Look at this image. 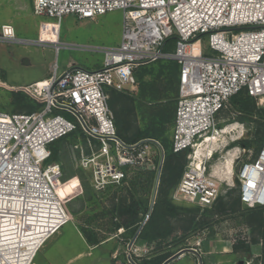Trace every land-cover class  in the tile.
Returning a JSON list of instances; mask_svg holds the SVG:
<instances>
[{
	"label": "built area",
	"instance_id": "2783aa9c",
	"mask_svg": "<svg viewBox=\"0 0 264 264\" xmlns=\"http://www.w3.org/2000/svg\"><path fill=\"white\" fill-rule=\"evenodd\" d=\"M31 1L34 16L55 20L54 41L19 40L13 27L3 25L0 43L50 46L57 52L63 17L94 21L114 11H122V32L118 47L98 50L101 69L57 75L54 65L45 85L27 86L42 98L38 111H0V264H32L37 246L72 222L57 196L62 168L46 164L51 143L75 132L82 137L84 143L72 149L79 153L78 169L89 173L96 192L122 187L130 172L151 164L150 147L159 161L164 156L155 140L129 144L117 135L107 93L137 91L136 69L161 61L178 65L171 150L190 153L172 200L211 208L222 194L208 166L216 152L199 164L195 156L228 127L225 112L231 98L244 92L264 105V0ZM171 39L173 49L166 51ZM236 181L245 209L264 208V140L255 157L241 164ZM40 223L48 227L39 236L33 231ZM19 242L33 249L22 252Z\"/></svg>",
	"mask_w": 264,
	"mask_h": 264
},
{
	"label": "rangeland",
	"instance_id": "374dc122",
	"mask_svg": "<svg viewBox=\"0 0 264 264\" xmlns=\"http://www.w3.org/2000/svg\"><path fill=\"white\" fill-rule=\"evenodd\" d=\"M54 21L34 16L31 0H0V27H13L19 40L37 41L41 38L46 42L54 41ZM122 22V11L107 13L94 21L65 16L60 24V49L57 52L50 46L0 43V111L9 114L27 113L30 108L38 111L42 98L34 97L26 87L48 79L54 65L57 66V75L70 69H101L103 54L98 50L119 46ZM172 49V42H168L165 50ZM165 65L146 67V73L138 80L137 91L122 93L132 98L134 112L128 119L131 133L148 131L152 134L155 130H162V136L157 138L168 141L177 94L171 78L167 76L168 70L163 69ZM141 88L147 91L148 98L144 100L140 99ZM112 91L107 89L110 98L108 105L115 116L122 104L121 98L119 100ZM254 105L256 110L264 109L258 100H254ZM225 117L228 119L227 128L237 126V135L225 141V148L220 147L223 149L216 151L208 166L214 170L227 161L229 152L235 154L230 180L226 175L215 173L226 214L216 216L213 209L173 201L174 186L168 196L169 202L177 209L176 216L169 219L173 229L165 239L153 242H143L138 238L133 241L137 226H123L126 215L121 214V206H134V202L139 206L138 223L145 219L152 201L159 163L155 148L149 146L151 164L139 167L129 175L131 180L135 172L150 169L154 173L151 186L142 184L129 190L127 182V185L117 189L96 192L90 186L89 173L78 169L79 153L72 149L74 145L84 143L82 137L75 132L56 142L55 161L62 168L57 196L73 219L46 243L34 264H64L77 253L86 251L83 257L68 264H135L161 256L169 255L171 258L186 249L197 251L201 256L197 252L187 251L168 264H264V208L248 210L241 203L237 206L239 189L235 184L241 164L253 159L257 153L262 136H255L254 133L255 128L264 132V116L259 112L240 114L230 107ZM189 158L190 153H187L185 163ZM52 162L49 160L46 164ZM47 226L40 223L36 229Z\"/></svg>",
	"mask_w": 264,
	"mask_h": 264
},
{
	"label": "trees",
	"instance_id": "16d2710c",
	"mask_svg": "<svg viewBox=\"0 0 264 264\" xmlns=\"http://www.w3.org/2000/svg\"><path fill=\"white\" fill-rule=\"evenodd\" d=\"M169 42L173 43V40L171 39L169 40ZM164 63H166L167 65L163 66L164 67L163 69L166 68L168 70L167 76L171 78L172 84L174 85V91L177 94L178 65L172 61H169V62L161 61L156 64H164ZM145 69L146 67H140L136 69L134 76L136 78L137 83H138V80H141V78L146 73ZM111 93L117 95L116 97L119 100L121 98L120 103L122 104V107L120 108L118 112H115V116H114L117 135L123 141L129 144H133V143L143 141V140H148V139L155 140L160 143L161 147L164 150V160H163V164L161 168L159 185H158L156 197L154 200L152 212L147 218V220L145 221L144 225L142 226L137 238L143 242H153L157 239H165L171 234V231L173 229L170 227L169 219L176 216L177 214V209L169 202L168 196H169L171 189L177 185V183L179 182L181 178L183 169L186 165L184 161L185 155L188 153V151H184L180 153H173L171 150V144L169 140L163 141L162 139L159 140L157 138V137L162 136V133H163L162 130H155L153 131L152 134L151 132H148V131L131 133L128 119L134 112L132 98L130 96L128 97V95H124V93L122 92H117L114 90ZM140 94H141V98H140L141 100L148 98L147 91L142 88H141ZM149 97L151 98L152 95ZM40 105L41 106H39L38 109H40V107L43 106V103H41ZM111 107L113 109L115 108L114 106H111ZM230 107L233 110H236L237 112H239L240 114H252L253 112H259L264 116V109L256 110L255 105H254V100L248 97L244 92H241L237 96H234L233 98H231ZM27 111H28L27 113L35 112V110L32 108L28 109ZM23 113H26V112H23ZM174 117H175V114H174ZM162 120H165V118H162ZM254 135L262 136L260 139V143H259L261 145L262 141L264 140V132H261L260 130H257L255 128ZM58 141L60 140H57L48 146L50 153H51L49 160L53 161L52 163H57L55 161V157L57 154V145L55 143ZM260 145L258 146L257 149H259ZM153 176H154V173L150 169H143V170H140L139 172H135L131 180L129 179L125 182V185H127V182H128V186L126 187H128L129 190H131V187L135 189L138 185H142V184L151 186L152 181H153ZM236 203H238L237 204L238 206L240 203L239 198ZM133 205L134 206L132 205L131 206H128V205L121 206V214L123 216L126 215V220L123 222V226H126V227H129V226L136 227L137 226V228L134 230L135 232L134 236H135L138 228L140 227L144 219L140 223H138L139 221L138 220V215H139L138 207L139 206L136 205L134 202H133ZM232 206H235V204H233ZM210 209L211 210L213 209V213L216 216L224 215L227 212L226 205L221 201L220 197ZM169 258H170L169 255L164 256V257L161 256V257L153 258L148 261L143 260L142 262L135 263V264H163Z\"/></svg>",
	"mask_w": 264,
	"mask_h": 264
},
{
	"label": "bare ground",
	"instance_id": "6f19581e",
	"mask_svg": "<svg viewBox=\"0 0 264 264\" xmlns=\"http://www.w3.org/2000/svg\"><path fill=\"white\" fill-rule=\"evenodd\" d=\"M46 82H47V79L46 80H41V81H39V84H40V86H42V85H45ZM236 127H234V126L232 127L231 126L229 128H226L222 132V134L219 136V138L215 137L213 141L208 139L207 143H204L201 146V148L197 151L196 156H195V163L199 164L200 162H202L203 158L206 155H213L216 151H218L220 149V147L225 148L226 143H227L225 141L228 140V138H231V137H234L235 135H237ZM236 152H237V150H236ZM235 158L236 157H235V154L233 153V151L229 152L228 157H227V161L225 163H223V165L216 167L214 169L215 173L217 175H219V176H221V174L226 175L225 177H227L230 180L232 178V176H233ZM225 177H224V179H225ZM45 231H47L46 227L45 228H39V229H37V232L34 233V234H37V235L39 234V236H40V235H43ZM44 244H41V246H39V245L37 246L36 255L39 252V250L44 246ZM38 247H39V249H38ZM19 248H21L22 252L23 251L25 252L26 250H29L30 248L33 249V247L32 246L29 247L28 244H26V242H24V243L19 242ZM31 251L32 250H30V252ZM33 252L34 251H32L30 255H32ZM36 255H35V257H36Z\"/></svg>",
	"mask_w": 264,
	"mask_h": 264
},
{
	"label": "water",
	"instance_id": "95a60500",
	"mask_svg": "<svg viewBox=\"0 0 264 264\" xmlns=\"http://www.w3.org/2000/svg\"><path fill=\"white\" fill-rule=\"evenodd\" d=\"M163 160H164V156L162 155L161 156V159L159 161V164H158V169H157V177H156V180H155V185H154V189H153V195H152V201L150 203V207H149V211L145 217V219L143 220L142 224L140 225V227L138 228L135 236H134V239L133 241L137 238L142 226L144 225L145 221L147 220V218L149 217V215L151 214L152 212V208H153V205H154V200H155V197H156V193H157V189H158V185H159V178H160V172H161V168H162V164H163ZM235 184L236 186L238 185V182L235 181ZM187 251H191V252H196L192 249H186V250H181L180 252H178L177 254H175V256H172L170 259H168L167 261H165L163 264H168L169 261H171L172 259H175V258H180L185 252ZM242 262H239V264H241Z\"/></svg>",
	"mask_w": 264,
	"mask_h": 264
},
{
	"label": "crops",
	"instance_id": "0c3cea01",
	"mask_svg": "<svg viewBox=\"0 0 264 264\" xmlns=\"http://www.w3.org/2000/svg\"><path fill=\"white\" fill-rule=\"evenodd\" d=\"M42 80H46V79H42ZM39 81H41V80H39ZM39 81H36V82H39ZM36 82H34V83H36ZM34 83H32V84H34ZM71 218L73 219V217H71ZM59 231H60V230H59ZM50 239H51V238H50ZM50 239H49V240H50ZM49 240H48V241H49ZM48 241H47V242H48ZM47 242H46V243H47ZM46 243L44 244V246H43L41 249H43V248L45 247ZM41 249H40V250H41ZM40 250H39V252H40ZM39 252H38V253H39ZM86 252H87V251H86ZM86 252H79V253H77V254L74 255L71 259H69L68 261H66L64 264H68V263H70L71 261H75L76 259H78V258H80V257H83V256L86 254ZM196 252H197V251H196ZM38 253H37V254H38ZM197 253H198V255H200L199 252H197ZM200 253H202V252H200ZM205 255H206V254H205ZM36 256H37V255H36ZM200 256H201V255H200ZM203 256H204V255H203ZM35 259H36V257H35L34 260H33V264L35 263V262H34ZM45 260H46V259H45Z\"/></svg>",
	"mask_w": 264,
	"mask_h": 264
}]
</instances>
